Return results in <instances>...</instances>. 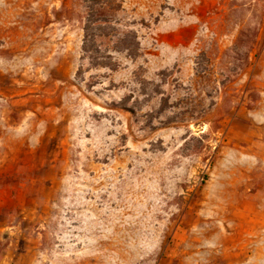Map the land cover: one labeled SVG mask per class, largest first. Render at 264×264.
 <instances>
[{
    "label": "rangeland",
    "instance_id": "obj_1",
    "mask_svg": "<svg viewBox=\"0 0 264 264\" xmlns=\"http://www.w3.org/2000/svg\"><path fill=\"white\" fill-rule=\"evenodd\" d=\"M0 264H264V0H0Z\"/></svg>",
    "mask_w": 264,
    "mask_h": 264
}]
</instances>
